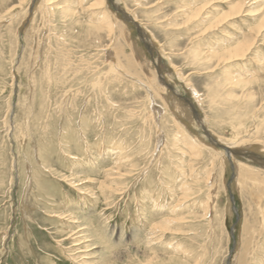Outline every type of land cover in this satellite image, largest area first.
I'll return each mask as SVG.
<instances>
[{
    "label": "rangeland",
    "instance_id": "1",
    "mask_svg": "<svg viewBox=\"0 0 264 264\" xmlns=\"http://www.w3.org/2000/svg\"><path fill=\"white\" fill-rule=\"evenodd\" d=\"M94 1L0 0V264H264V0Z\"/></svg>",
    "mask_w": 264,
    "mask_h": 264
},
{
    "label": "bare ground",
    "instance_id": "2",
    "mask_svg": "<svg viewBox=\"0 0 264 264\" xmlns=\"http://www.w3.org/2000/svg\"><path fill=\"white\" fill-rule=\"evenodd\" d=\"M50 2H52V0H50ZM95 2V5H97L96 6V8H102L103 9V12L101 13V15H100V18H101V20L105 23V25L106 26H108V27H110V29H109V31L111 32V33H113L115 30H116V25L118 24V22H117V24H116V20H114V16L112 15V13L109 11V6H108V2H107V0H95L94 1ZM247 6H248V2H246V1H236V2H234V3H232L231 5H229V7L226 9V10H223V11H221L220 13H218L213 19H212V21L210 22L211 23V25H209V29L210 30H212L213 28H217V27H222V26H224L225 25V23H226V25H228V24H230V23H232L233 25H234V22L238 19V18H240V17H243V16H246V15H248V14H250V12H249V10L247 9ZM208 7V3L207 2H204V3H201L200 5H198V6H196V5H191L186 11H185V13H187L186 14V21H192V20H194V19H196V18H198L200 15H201V13L203 12V11H205L206 10V8ZM135 18L137 17V15H133ZM132 16V17H133ZM133 17V19H134V21H135V18ZM239 21V20H238ZM252 30H254V34H252L251 32H250V35L248 36V35H246V36H244V37H242L241 39H237V40H234V41H232V43L229 45V46H227V47H224L223 49H221V50H219V51H212L211 52V54L210 55H215L216 57H218V61H220V62H224V63H229V64H231L232 63V65H233V63H236L237 61H240V60H242V59H244L246 56H247V54L249 53V51H251V49L252 48H255L257 45H258V43H259V41H261V40H264V15H263V17H262V19H260L259 20V22L258 23H256V27L254 28V29H252ZM248 32H249V30H248ZM124 34L125 35H127V33H126V30L124 29ZM129 35H131V34H128V36ZM125 37V36H124ZM127 38V37H126ZM132 39V38H131ZM125 40H127V39H125ZM133 43H131V45H132ZM259 45H260V43H259ZM108 49V48H107ZM137 49V48H136ZM139 51V50H138ZM140 53V52H139ZM141 54V53H140ZM207 57H209V56H207ZM114 59V58H113ZM112 59V60H113ZM138 60V59H137ZM144 61V60H143ZM115 62H117L116 61V58H115ZM245 66H246V64H245ZM145 69L147 70V72H148V75L152 78V81L154 82V81H156L155 79H154V77H153V75H152V72H150V70H151V68H150V66L148 65V64H146V66H145ZM145 70V71H146ZM156 75V74H155ZM241 78V77H240ZM156 83V82H155ZM158 85V84H157ZM190 87H191V91H192V94L194 93V95H195V97L197 98V99H200L199 97H198V95H199V91L195 88V86H192V84L190 85ZM164 89V88H163ZM160 90V89H159ZM161 91H162V89H161ZM165 92V91H164ZM162 93H163V91H162ZM166 94V93H165ZM165 96V95H164ZM169 97V96H168ZM167 97V98H168ZM170 98V97H169ZM172 99H174V101H173V104H174V106L178 109V110H180L181 111V113H184V114H186L185 116H187L188 117V119L190 118V115H189V113H187V110L185 111L184 109H183V107L182 106H179L180 104L178 103V101L175 99V98H172ZM158 115V114H157ZM158 120V119H157ZM207 121V120H206ZM205 121V122H206ZM202 122H203V119H202ZM207 123V122H206ZM205 123V124H206ZM207 126H209V125H207ZM250 139H251V137H250ZM253 139V138H252ZM259 140V139H258ZM245 141H247V142H250V141H248V140H245ZM245 141L243 142V141H238V140H236V142L234 141V143H236L235 145H243L244 143H245ZM255 142H256V140H254ZM246 142V143H247ZM254 142V143H255ZM192 144H193V146H191L192 147V150H193V152L194 153H196V152H201L202 150H201V148H203L202 147V144H201V142L199 141V140H194V139H192ZM204 146H205V144H204ZM230 146V145H229ZM200 147V148H199ZM196 148H199V150L197 151L196 150ZM207 149V148H206ZM259 151V150H258ZM214 152V151H213ZM231 152V151H230ZM218 153L220 154V156H222V158H221V160H222V162H225L226 163V161H227V158H226V156H225V154H223V152H220V151H218ZM216 154V153H215ZM227 155V154H226ZM216 157L218 158V156L216 155ZM216 159V158H215ZM215 159L213 160V161H215ZM236 167H234V168H236V171L238 172V174L240 173V171L241 172H243L244 174L242 175V177L241 178H239V184H241V185H243L242 183H245L246 182V184L247 183H252V184H254V186H256V187H258V188H260L261 186H263L264 185V179H262V177L260 176V173H253V171H251V170H246V169H244V165L242 166V165H240V164H238V163H236ZM225 167V166H224ZM250 168V167H249ZM263 171V170H262ZM118 172V171H117ZM260 172V171H259ZM125 174V172H122V171H119V177L120 176H122V175H124ZM110 175V174H109ZM262 175H263V173H262ZM236 176H237V174H236ZM240 176H241V174H240ZM212 177L210 176V177H208V179H207V181L208 182H212ZM32 180V179H31ZM243 180V181H242ZM237 182V181H236ZM104 184V183H103ZM212 184H213V182H212ZM248 185V184H247ZM239 186V185H238ZM244 186V185H243ZM215 187V186H214ZM242 187V186H241ZM240 187V188H241ZM251 187V186H250ZM264 187V186H263ZM262 187V188H263ZM261 188V189H262ZM248 189H249V186H248ZM260 189V190H261ZM216 190V189H215ZM253 190V189H252ZM256 190H257V188H256ZM213 192H215L214 190H213ZM263 192V191H262ZM258 193V192H257ZM264 193V192H263ZM259 195V194H258ZM254 197V196H253ZM257 200V199H256ZM260 201H262V200H260ZM258 202V201H257ZM260 211V210H259ZM166 220H168V219H166ZM69 221V220H68ZM158 228L159 226H153V228ZM154 228V229H155ZM82 230V229H81ZM83 231H86V230H83ZM80 233H81V231L79 230L78 232H76V233H74V235H78L77 237H79L80 236ZM72 234V233H71ZM82 236V235H81ZM67 237H69V236H67ZM65 238L66 240L68 239V238ZM72 237V236H71ZM84 238H86V236L84 235V237H83V240H84ZM86 241V240H85ZM75 256V255H74ZM156 256L157 255H153V256H150L149 257V260H150V262H154V261H156ZM103 264H106V262H105V260L102 262ZM108 264V263H107ZM109 264H111V263H109Z\"/></svg>",
    "mask_w": 264,
    "mask_h": 264
}]
</instances>
